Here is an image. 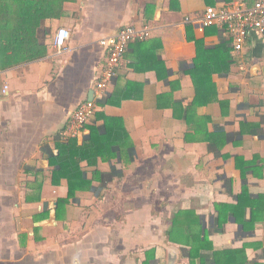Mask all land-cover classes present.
Instances as JSON below:
<instances>
[{
  "label": "crops",
  "instance_id": "0c3cea01",
  "mask_svg": "<svg viewBox=\"0 0 264 264\" xmlns=\"http://www.w3.org/2000/svg\"><path fill=\"white\" fill-rule=\"evenodd\" d=\"M234 1L64 0L36 30L28 53L40 57L20 63L1 16L0 264H212L171 241L176 217L214 251L264 264V41L253 32L237 53L226 29L199 28L206 8ZM126 24L150 37L128 47L90 124L66 136L105 65L100 42ZM62 157L83 158L73 197Z\"/></svg>",
  "mask_w": 264,
  "mask_h": 264
},
{
  "label": "built area",
  "instance_id": "2783aa9c",
  "mask_svg": "<svg viewBox=\"0 0 264 264\" xmlns=\"http://www.w3.org/2000/svg\"><path fill=\"white\" fill-rule=\"evenodd\" d=\"M185 22L191 20L187 18ZM224 28L233 38L234 50L240 53L244 50L248 39L253 32L264 41V0L250 5L245 1L235 0L221 7H208L205 10L199 28ZM150 37V29L137 28L133 25H124L116 35L104 39L101 46L107 51L105 65L93 89V98L82 103L71 117L66 129V136L75 138L94 118L97 110V101L108 97L109 89L117 76L128 47L134 42H140ZM70 31L60 29L54 39V48L61 55L68 51L67 41ZM9 87H4L2 94L6 95ZM1 95V93H0Z\"/></svg>",
  "mask_w": 264,
  "mask_h": 264
},
{
  "label": "trees",
  "instance_id": "16d2710c",
  "mask_svg": "<svg viewBox=\"0 0 264 264\" xmlns=\"http://www.w3.org/2000/svg\"><path fill=\"white\" fill-rule=\"evenodd\" d=\"M63 4L64 0H0V18L3 14H8L11 18V20L8 19V22L5 19V24L11 28L6 40L7 47L13 52V58L14 61L16 60V63L27 62L40 57L37 54L28 53L29 48L33 47L32 43L34 44L33 38L36 36V30L43 20L61 17L63 14ZM11 22L13 27L10 24ZM10 60L12 61L11 57ZM17 60L19 61L17 62ZM114 97L116 98V96ZM106 139L110 140L109 134ZM62 160L63 162L60 165L61 172L62 175L69 178L70 196L73 197L79 186H77L75 178L70 176L74 175L75 172L79 173L78 164L83 158L69 162L68 158L62 157ZM243 203L244 200L240 199L239 206L235 208V212L238 209L243 211L241 208ZM229 209V207L219 208L220 214L224 213L225 215ZM255 217L257 216L254 213L250 221L251 224L254 223ZM178 219L180 218L176 217L174 232H170V239L173 242H176L174 241L175 238L179 240L188 239L187 242L191 248L189 256H191L192 260L197 258L207 263L211 262L212 264H247V260L244 259V251H214L211 242L207 238L202 239L200 235H195L192 229L195 225H178ZM205 250H212L213 254L209 257L202 255L200 252Z\"/></svg>",
  "mask_w": 264,
  "mask_h": 264
}]
</instances>
